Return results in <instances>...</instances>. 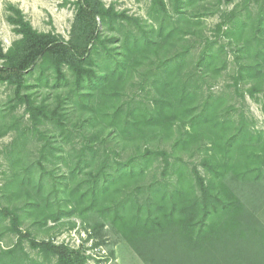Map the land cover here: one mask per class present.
Returning a JSON list of instances; mask_svg holds the SVG:
<instances>
[{
  "label": "trees",
  "instance_id": "1",
  "mask_svg": "<svg viewBox=\"0 0 264 264\" xmlns=\"http://www.w3.org/2000/svg\"><path fill=\"white\" fill-rule=\"evenodd\" d=\"M232 3L150 0L143 19L77 0L68 40L9 6L20 38L0 41V84L40 146L30 160L19 138L10 153L0 242L17 241L0 264H87L22 229L23 213L44 226L80 219L144 264H264V130L238 106L264 97V0L222 10ZM217 15L210 35L204 18Z\"/></svg>",
  "mask_w": 264,
  "mask_h": 264
},
{
  "label": "rangeland",
  "instance_id": "2",
  "mask_svg": "<svg viewBox=\"0 0 264 264\" xmlns=\"http://www.w3.org/2000/svg\"><path fill=\"white\" fill-rule=\"evenodd\" d=\"M77 0H0V41L3 47L8 50L20 37L15 32L8 20L11 15L9 6H16L21 9L26 19L39 32L53 33L62 39L70 37L72 23L76 15L75 2ZM242 0H233V3L224 6L222 10H231L233 6ZM107 6H114L119 12H126L128 15L147 19L146 12L150 0H104ZM220 15L206 17L204 22L208 33L212 34V28L219 22ZM38 72L30 78V83L35 84ZM229 82L226 74L215 85V91H221ZM34 96L41 100L46 93L39 89L31 90ZM54 94L50 101H53ZM244 107L247 115L256 122V128L264 130V97L260 95L256 99L247 98L246 102L238 104ZM75 119V118H74ZM29 116L22 106H16L13 90L10 87L0 84V203L4 206L10 205L8 201V190L6 185L10 182L11 171L9 168L10 153L13 151L14 143L19 138L24 144L25 153L30 160L38 157L40 142L33 131L28 130L30 126ZM13 126L8 133L4 131ZM42 131H52L49 125L40 126ZM64 167L59 165L56 174H61ZM22 207V200L15 201L12 205ZM75 224L74 227H71ZM22 229L30 231L38 241H52L56 244L65 243L74 250H81L87 258V264H144L132 249L123 241H113L105 238L102 244L101 239L95 238L89 229L80 219H63L60 222L49 221L47 226L40 223L36 215L29 216L23 213ZM17 241V237L9 235L0 246L3 249L11 248ZM111 242L113 245H111ZM26 251L36 257L28 244ZM49 264H56L53 260Z\"/></svg>",
  "mask_w": 264,
  "mask_h": 264
},
{
  "label": "built area",
  "instance_id": "3",
  "mask_svg": "<svg viewBox=\"0 0 264 264\" xmlns=\"http://www.w3.org/2000/svg\"><path fill=\"white\" fill-rule=\"evenodd\" d=\"M61 244V243H60ZM65 244V243H64Z\"/></svg>",
  "mask_w": 264,
  "mask_h": 264
}]
</instances>
